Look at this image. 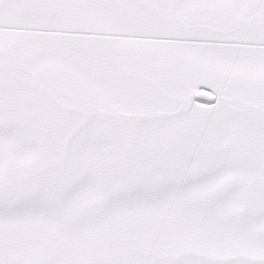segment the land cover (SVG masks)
<instances>
[{"label":"snow or ice","instance_id":"obj_1","mask_svg":"<svg viewBox=\"0 0 264 264\" xmlns=\"http://www.w3.org/2000/svg\"><path fill=\"white\" fill-rule=\"evenodd\" d=\"M0 264H264V0H0Z\"/></svg>","mask_w":264,"mask_h":264}]
</instances>
